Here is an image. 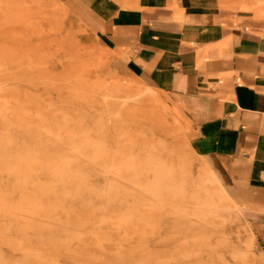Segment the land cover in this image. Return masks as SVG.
<instances>
[{
	"label": "bare ground",
	"instance_id": "bare-ground-1",
	"mask_svg": "<svg viewBox=\"0 0 264 264\" xmlns=\"http://www.w3.org/2000/svg\"><path fill=\"white\" fill-rule=\"evenodd\" d=\"M87 56L108 73L99 55ZM79 76L66 89L76 122L62 139L45 143L28 129L15 138L0 122V244L18 254H0V264H215L206 241L221 216L217 194H187L185 177L132 136L137 121L149 141L169 130L186 142L184 126L138 77L141 89ZM105 94L113 103L97 98ZM118 97L136 102L123 108ZM199 178L215 182L205 166Z\"/></svg>",
	"mask_w": 264,
	"mask_h": 264
},
{
	"label": "rangeland",
	"instance_id": "rangeland-1",
	"mask_svg": "<svg viewBox=\"0 0 264 264\" xmlns=\"http://www.w3.org/2000/svg\"><path fill=\"white\" fill-rule=\"evenodd\" d=\"M55 1L0 0V122L3 120L7 126L3 132L18 138L20 131L34 130L35 135L45 143L54 137L62 139L66 136L65 130L76 122L71 105L66 103L69 96L66 89L80 79L79 75L92 85L100 80L107 85L116 81L141 89L140 83L136 82L138 77L184 126L181 135L187 140L181 142L173 133L165 130L149 141L147 132L144 133L137 121L133 123L138 128H134L132 136L144 141L146 148L164 157L162 160L165 163H171L180 177H185L181 180L187 194H191L193 189L217 194L221 216L217 223L210 226L212 229L205 242L211 244L207 249L215 254V264H264V249L258 242L248 211L237 206L233 195L228 192L223 172L218 170L220 164L205 156L202 140L191 120L181 111L180 102L149 86L123 63L121 52L111 48L105 40L102 22L107 13L139 9V0ZM222 5L233 12L248 10L249 15L259 16L264 21V2L250 0L244 4L243 0H225ZM240 15L243 14H233L234 22ZM88 52L100 56L101 63L109 69L107 74L97 70L87 56ZM97 98L110 104L114 101V97L106 94ZM118 101L123 108L136 102L134 98L121 97H118ZM204 166L215 182L200 180ZM109 175L108 170L103 171L100 179L102 185ZM118 236L124 237L122 233ZM128 236L130 243L137 244V235ZM126 244L122 243L121 246L125 248ZM157 249L164 250L160 246ZM238 253H244L245 259L240 261ZM0 254L8 258L18 256L4 244H0ZM203 259L202 256L199 261ZM191 260L188 257L185 261L193 262ZM70 261L69 258H60L57 264Z\"/></svg>",
	"mask_w": 264,
	"mask_h": 264
},
{
	"label": "crops",
	"instance_id": "crops-1",
	"mask_svg": "<svg viewBox=\"0 0 264 264\" xmlns=\"http://www.w3.org/2000/svg\"><path fill=\"white\" fill-rule=\"evenodd\" d=\"M224 2L139 0L107 13L102 32L126 66L180 102L264 249V21Z\"/></svg>",
	"mask_w": 264,
	"mask_h": 264
}]
</instances>
